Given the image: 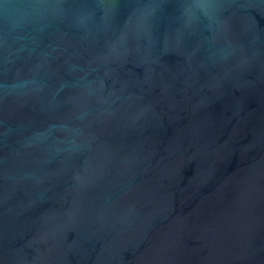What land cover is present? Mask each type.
<instances>
[{"label": "water", "instance_id": "1", "mask_svg": "<svg viewBox=\"0 0 264 264\" xmlns=\"http://www.w3.org/2000/svg\"><path fill=\"white\" fill-rule=\"evenodd\" d=\"M0 264H264V0H0Z\"/></svg>", "mask_w": 264, "mask_h": 264}]
</instances>
